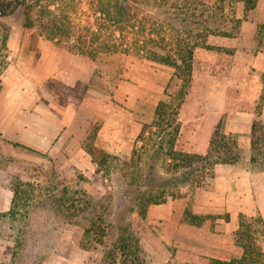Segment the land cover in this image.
Returning <instances> with one entry per match:
<instances>
[{
  "label": "rangeland",
  "instance_id": "1",
  "mask_svg": "<svg viewBox=\"0 0 264 264\" xmlns=\"http://www.w3.org/2000/svg\"><path fill=\"white\" fill-rule=\"evenodd\" d=\"M18 1L0 0V263L121 264L127 251L120 242L127 236L140 264H209L210 257L239 256V214L264 219V165L250 157L255 175L245 185L252 183L253 209L242 204L243 182L235 200L214 191L213 170L199 183L161 186L165 201L149 204L146 216L140 215L142 204L134 196L154 145L142 146L139 134L151 124L157 103L169 99L165 90L174 95L179 81L165 89L173 68L142 56V41L136 40L157 29L163 50L174 47L177 36L194 44L191 85L174 145L193 152L188 149L202 142L214 114L220 113L224 130L227 123L244 128L248 112L254 114L251 125L264 121V0L247 19L240 1L141 0L135 27L124 37L108 20L96 18L86 0H68L59 6L60 15L69 17L75 36L87 34L85 47L93 48L92 39L107 42L95 58L26 27L27 8ZM53 78L70 85L81 79L89 94L82 101L71 97L64 106L48 86ZM261 84V95L253 98ZM93 131L114 156L109 171H98L83 148ZM234 134L240 158L228 165L244 170L245 149ZM165 166L162 155L158 169L170 175ZM185 211L211 217L196 226ZM98 212L107 233H84ZM256 227L264 245V226Z\"/></svg>",
  "mask_w": 264,
  "mask_h": 264
},
{
  "label": "trees",
  "instance_id": "2",
  "mask_svg": "<svg viewBox=\"0 0 264 264\" xmlns=\"http://www.w3.org/2000/svg\"><path fill=\"white\" fill-rule=\"evenodd\" d=\"M233 1L243 3L244 18L247 19L248 13L256 9L260 0ZM18 2L27 8L26 27L34 29L39 35L71 52H79L95 58L99 50L107 43L104 40L96 41L92 39L90 42L93 48H86L87 34L80 33L75 36L69 17L61 16V12H59V6L67 3L68 0H19ZM86 2L96 18L108 20L113 25L114 33H118L124 37L125 31L127 32L130 28L135 27L134 21L140 12L141 0H86ZM140 26L141 28L143 27L142 25ZM158 34L157 29H152L143 38L137 39L136 43L142 41L141 45L138 44L139 51H142V56L145 58L173 68L172 76L167 82L165 89H167L174 79L179 81V87L174 95L169 94L165 90L169 99H161L157 103L151 124L144 125L139 134L142 146L149 149L150 146L154 145L147 172L143 181L137 187L134 196V200H139L142 204V210L140 211L142 218L146 216V208L149 204L165 201V190L161 189V186L199 183L202 175H213V168L216 164H234L240 158V146L237 136L234 133L226 132L221 120L218 121L213 129L208 149L205 153L175 149V141L181 129V122L179 120L180 108L191 85L194 44L190 45L188 41L180 39L177 36L175 46L163 50L157 47L160 40H164V38H160L159 40L157 38ZM74 36L76 39L73 40ZM7 39L8 34H5L2 40L3 47H7ZM124 43L125 41L121 42V46ZM260 78L262 83H264V72L260 74ZM48 86L57 94L59 102L64 106L68 104L71 97L82 101L89 94L88 85L81 79L76 80L74 84L70 85L53 78L49 80ZM153 127L156 129L155 131L152 130ZM251 131L250 162L264 165V121L260 119L254 120L251 125ZM258 132L260 136H257ZM82 145L96 164L98 171H109L110 161L114 156H111L97 143L96 131L90 133L88 138L82 142ZM162 155L166 157L165 168L170 173L167 176L160 173L158 169V162ZM124 165L126 167L134 166L130 161H125ZM134 180L133 178L132 181ZM144 188H156L157 192L154 194L147 193ZM185 212L184 218L196 226L201 225L207 217H211L196 214L192 211ZM92 218L90 225L83 228L84 233L105 235L107 232L106 227L101 224L102 215L98 212ZM256 224L264 226V219L260 216L248 217L246 214L240 213L238 229L236 230V243L242 248L241 254L233 256L230 259L210 257L208 258L209 264H264V245L258 241L259 236L256 233ZM126 239V241L121 239L120 242V249L123 253L125 250L127 251L124 259L121 260V264L142 263L143 260L140 261L135 255L137 249L132 246V237L127 236Z\"/></svg>",
  "mask_w": 264,
  "mask_h": 264
},
{
  "label": "crops",
  "instance_id": "3",
  "mask_svg": "<svg viewBox=\"0 0 264 264\" xmlns=\"http://www.w3.org/2000/svg\"><path fill=\"white\" fill-rule=\"evenodd\" d=\"M257 79L259 81L260 78H257ZM261 91H262V84L259 85L258 91H255L252 94V97L253 98L259 97L261 95ZM219 114L220 113L214 114V118L210 121L209 125L203 129L204 136H203L202 142L199 143V146L197 148L188 149V150L197 152V153H205L207 151L209 140L212 135L213 129L221 118ZM248 115L250 117V121L248 125L244 126V128L240 127L241 125H239L238 123H235V124L227 123L225 126L226 132L237 133L239 137V142L243 143L242 145L245 151L243 153L244 155L242 156L243 157L242 162L244 164L245 169L239 170L240 166H238V163L235 165H228L225 163L216 164L215 167L213 168L214 187H212V189H214V191L216 190L217 193H219L220 195L227 194L228 196L232 197V199L235 200L234 197L237 195V192L239 191V183L243 182L240 188H245V191H242L240 194H242V197H243L242 204H244V206L246 205V208H245L246 211L253 209V205L256 202L254 199L252 183L249 182L248 185H245V179L252 178L253 175H255L252 172L253 166H251V164H249L248 162L249 157H250L249 153H250V147H251V140L249 137V133L251 130V120L254 114L252 112H248ZM262 117H264V112L262 114ZM245 173H246V176H244ZM230 218L232 219V221H235L236 213H231Z\"/></svg>",
  "mask_w": 264,
  "mask_h": 264
}]
</instances>
